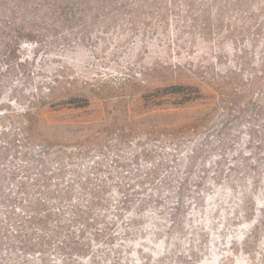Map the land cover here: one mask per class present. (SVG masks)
<instances>
[{
    "label": "rangeland",
    "instance_id": "obj_1",
    "mask_svg": "<svg viewBox=\"0 0 264 264\" xmlns=\"http://www.w3.org/2000/svg\"><path fill=\"white\" fill-rule=\"evenodd\" d=\"M0 264H264V0H0Z\"/></svg>",
    "mask_w": 264,
    "mask_h": 264
},
{
    "label": "trees",
    "instance_id": "obj_2",
    "mask_svg": "<svg viewBox=\"0 0 264 264\" xmlns=\"http://www.w3.org/2000/svg\"><path fill=\"white\" fill-rule=\"evenodd\" d=\"M157 252H158V254H160V253L163 252V251H161V250L159 249Z\"/></svg>",
    "mask_w": 264,
    "mask_h": 264
}]
</instances>
